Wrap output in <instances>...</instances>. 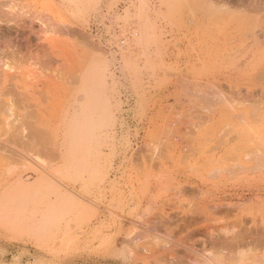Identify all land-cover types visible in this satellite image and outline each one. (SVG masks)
<instances>
[{
    "label": "rangeland",
    "instance_id": "374dc122",
    "mask_svg": "<svg viewBox=\"0 0 264 264\" xmlns=\"http://www.w3.org/2000/svg\"><path fill=\"white\" fill-rule=\"evenodd\" d=\"M261 1L31 0L46 23L26 31L23 76L0 95V264H116L108 257L122 247L136 253L129 264H215L204 233L191 236L168 215L172 202L178 216L203 204L238 206L233 215L245 226L258 215L264 185L237 182L243 172L215 177L193 164L192 145H245L225 162L264 150ZM253 32L261 52L247 56ZM93 58L106 78L94 93L106 102L103 116L95 108L68 138L63 111L73 104L71 117L79 112L77 79ZM237 254L229 264H264V250Z\"/></svg>",
    "mask_w": 264,
    "mask_h": 264
},
{
    "label": "bare ground",
    "instance_id": "6f19581e",
    "mask_svg": "<svg viewBox=\"0 0 264 264\" xmlns=\"http://www.w3.org/2000/svg\"><path fill=\"white\" fill-rule=\"evenodd\" d=\"M88 1L89 0H84V6L85 7H88ZM234 1H237V0H234ZM241 1H244V0H241ZM249 1L251 2V0H249ZM253 1L254 0H252V2ZM256 1H258V0H255L253 5L254 4L256 5ZM250 2H248L247 4H249ZM260 3L264 4V2L262 3V1ZM251 4H249V5H251ZM255 5H254V8H256ZM258 5H260V4L258 3ZM258 9H260V8H258ZM55 12H56L55 9H53V11H52L53 15L55 14ZM226 12H228V11H226ZM223 13H225V12H223ZM241 13H239V14H241ZM46 16H47V14L44 13L43 10L38 7L37 4H34V2H31V0H0V95L2 93H7L8 91L11 90L10 87L11 86L13 87V85H11L12 82H10L12 78L16 77L17 79H19L18 76L23 74V66H22L21 58L18 57V53H19V49H21L23 46L25 48V43L27 42L26 31L28 29L30 30L32 25L35 23L36 24L37 23H46V20H45ZM51 21H53V19H51ZM237 22H238V20H237ZM258 22H260V21H258ZM260 25H261V23H260ZM259 32H260V30H259ZM262 32H264V31H262ZM256 33H254L255 35L253 36L252 42L248 47V50L246 53L247 56L250 55L252 53V51H254L255 49L257 52H259V53L261 52L260 51V46H261L260 44L261 43L259 42L258 37H260L262 35L264 36V33H262V35H261V33H260V35H258ZM256 35H257V38H256ZM26 45H27V43H26ZM239 47H241V46H238L235 49L233 48L231 52L232 53L234 51L238 52L240 50ZM257 52H254L252 54V57L256 56ZM226 53L230 54V51H227ZM98 58H99V56H98ZM102 62H103V60L101 61V63ZM38 63H41L40 60ZM36 64H37V62H36ZM41 65H40V67H41ZM37 66H39V64ZM102 68H103V66L101 64H99V62L96 60V58L95 59L94 58L88 59L83 63L82 68H81L82 72H81V75L77 79V87H75V90L81 91L84 94V98H83L82 102H80L79 112L73 113L72 117H71L70 112H71L73 104H68V107H66L65 110L63 111L64 112L63 118L61 120L63 123H65L68 126V129H67L68 131L64 134L65 137L76 139L77 138L76 135L78 134L76 128L83 125L88 120H91L92 111H94L95 108H96V110H98L97 115L99 117H97V119L99 118V120H100L102 118V116H103L102 112L104 111V106H105L106 102H105L104 98H102V97L98 98L96 100L94 98V93H98V91L103 93L106 89V85H107L106 84V78L104 75V71H102ZM211 83H214V82H211ZM12 84H14L16 87H18L15 83H12ZM260 87H262V86H260ZM65 88L67 90H69V92H71L70 91L71 88L70 87L67 88L65 85H61V89L66 93L65 97H66V95H67V97H69L71 95V93L68 94V92L66 91ZM239 89L240 88L238 87L237 90H239ZM12 90H15V89L12 88ZM93 90H95V92H91ZM17 92H20V90ZM262 92H263V90H262ZM195 93H199V92L195 91ZM191 95H193V94H191ZM198 96L199 95H197V97ZM212 97L210 99V102L213 100ZM202 98H203V96H201V98H199V99L201 100ZM223 99L224 98H222L220 96V100L223 101ZM206 102H208V99L206 100ZM216 103H217V100H216ZM211 104H212V106H214L213 101ZM7 110H10V108H8ZM192 146H193L192 150H193V153L195 156L193 164L196 165L199 161H201L203 163L202 165L205 166V170H207V171L210 170L214 174L215 177H216L217 173L230 172L231 174H234V173L240 174L243 172L244 174L241 175V177L236 176L237 182L243 183V181H246V182L253 183L254 184L253 186H256L260 183H262L264 185V150L262 152H260L257 149H246L243 154H241V152H238L237 154L233 155L232 157H229L232 160L231 162H225V159L228 157V156H226V154H227L229 149L236 148L237 150H242L245 148V145L242 144V146L239 148L235 145H231V146H229V148H227V147L223 148V147H217V145L211 147L209 144L196 142V144L194 143V145H192ZM211 149H213V150H211ZM154 150H155V148H154ZM182 150L185 151L184 149H182ZM190 151H191V149H190ZM208 151H209V153H207ZM158 152H159V150H158ZM158 152H156V153H158ZM156 153H155V155H156ZM234 153H236V151L233 152V154ZM155 155H154V157H155ZM144 157H146V156H144ZM206 165H208V166H206ZM255 173H258V175H255ZM213 174H212V176H213ZM257 177H258V179H257ZM254 178H256L257 180H255ZM172 180H174V179H172ZM201 180L203 182L207 181L206 178H201ZM157 182H159V181L157 180ZM178 187H179V185H178ZM186 187L188 189L189 186H186ZM180 188H181V191H180ZM180 188H179V191L182 192L184 189H182V187H180ZM192 188H193V186H192ZM192 188H190L189 191H191ZM194 189H195V187H194ZM196 189H197V187H196ZM196 191H198V189ZM205 191H208V189ZM188 192H186V193L188 194ZM191 192L192 193H190L188 195L189 197L191 194L194 193V191H191ZM196 193L197 192H195V194H194V198L192 196L193 199H195V198L199 199V197H198L199 193H197V197L195 196ZM203 193H204V190H203ZM200 198H201V196H200ZM196 199H195V201H196ZM259 201L261 202V204H259L260 206H258V202H257V206H258L257 207V214L258 215H255L252 219H250L249 224L247 226H245L244 224L245 223L247 224L248 221L244 222L243 219H242V221H239L237 219L236 214L233 215V212H234L233 210H235L234 207L238 208V206L234 205V207H233L231 204H229V205H231L230 207L233 208L232 210L227 209L230 207H227V208L224 207L225 206L224 204H223L224 206H222V205L221 206L223 208H226V209H223L222 207H221L222 209L217 208L218 206L217 207L215 206V208H212V207L209 208L210 207L209 204H208V207L206 204L200 205V207L197 206L196 204H193V205L191 204V206L195 205L197 207H195V208L192 207V209H191V207H190V209L188 207L186 210H182V214L178 216L177 214H179V212H181V210L180 211L176 210L177 208H175V206H172L175 202L174 203L172 202V205L170 203L171 211L172 212H178V213L177 214L173 213V215H172L171 214L172 212L171 213L169 212V215L167 214L169 217L168 221L169 222L171 221L173 223L177 222L174 224H176L177 226L185 227V231L191 236L196 237L198 233H204V235H203L204 237L202 238L201 241L204 244V246H203L205 249L204 251H210V253H211V256H209L211 262H213L215 264H229L234 257L239 255L237 253H240L242 255L244 251H251L252 249L264 250V200L259 199ZM244 202H242V203H244ZM255 204L256 203H254V205ZM174 205H176V204H174ZM241 205H243V204H241ZM240 207L241 206H239V208ZM157 213L154 214V216L158 215V216H156V218H158L160 216V219H161L162 216L159 215V213L158 214ZM233 216L235 217L234 221L230 218ZM147 217H148V219H147ZM147 217L144 219L145 222H147V221L150 222L152 220V218L149 219V216H147ZM242 217L243 216L240 217V220ZM225 218L231 220V224L229 223L230 225L228 226V227H231V229H229V228L217 229V227L210 229V227H209L210 225L216 224L219 221H223ZM244 219H245V217H244ZM162 220H164V217ZM157 222L160 223L161 221L159 222L157 220ZM160 224H162V223H160ZM241 225H243V226H241ZM196 239H198V238H196ZM206 246H208V247H206ZM217 252H220V253L217 254ZM258 254H256V256ZM259 257H260V254L258 255V258Z\"/></svg>",
    "mask_w": 264,
    "mask_h": 264
},
{
    "label": "crops",
    "instance_id": "0c3cea01",
    "mask_svg": "<svg viewBox=\"0 0 264 264\" xmlns=\"http://www.w3.org/2000/svg\"><path fill=\"white\" fill-rule=\"evenodd\" d=\"M117 251H120L115 254L113 257H108V260L116 262V264H129L133 256L136 254L134 251H129L126 247H122L121 249H117Z\"/></svg>",
    "mask_w": 264,
    "mask_h": 264
}]
</instances>
